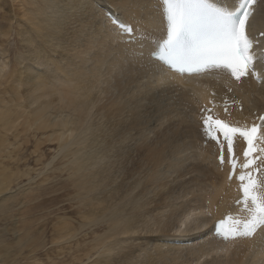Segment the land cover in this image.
<instances>
[{"label":"bare ground","instance_id":"obj_1","mask_svg":"<svg viewBox=\"0 0 264 264\" xmlns=\"http://www.w3.org/2000/svg\"><path fill=\"white\" fill-rule=\"evenodd\" d=\"M235 1L211 0L223 8H232ZM27 4L29 17L25 19L26 29L22 34L26 38H21L23 51L17 50L18 60L11 69L15 74L4 76L6 71L0 68V81L9 80L7 91L16 95L14 101L11 99L0 109V130L4 133L0 137V158L4 157L1 156L4 145L9 144L7 133L15 126H22L25 133L31 128L35 133L51 132L44 141L59 144L61 157L49 158L45 167L41 163L46 171L60 173L56 162H61L67 172L66 184L75 192L73 216L60 215L55 226L53 243L69 244L70 260L64 256L58 262L257 264L258 260H264L261 229L251 241L222 243L211 236L214 220L231 212L237 193L234 183L227 182L226 174L216 167L212 147L197 146L203 141L198 119L208 98L225 93L221 84L227 78L221 72L199 77L180 76L150 59V52L163 37L161 7L156 1L27 0ZM105 12H112L118 20L131 25L132 37L112 26ZM14 14L9 13L7 22L21 20ZM247 30L251 35L264 32V12L259 8L254 11ZM3 32L8 34L9 29ZM137 36L143 39L137 40ZM126 39L131 42L126 43ZM50 54L61 59V63L53 62ZM47 63L50 71L45 70ZM261 78L264 85V72ZM228 85L243 107L240 114L232 112V120L248 126L251 113L256 108H264V92L250 79L241 81L239 87ZM185 86L191 91L179 88ZM113 91L118 94L111 99ZM167 92H176L175 103L185 106L188 115H193V125L181 133L162 135L156 144H165L163 147L156 148L154 143L147 142L135 144L138 146L135 149L126 148L127 140L138 142L144 125L149 127V117L142 121L138 118L139 112L150 106L160 111L163 101L157 98ZM103 95L110 99L103 101ZM122 98H126L125 102H121ZM169 112L166 108L157 114ZM124 114L128 118L124 119ZM14 133L17 134L15 130ZM186 138L198 141L190 145L179 142ZM37 147L31 154H37ZM185 147L188 151L195 149L194 155L187 159L189 162L180 157ZM14 151L17 154L10 156L14 167L0 163V195L8 192L14 181L31 174L29 167L20 168L19 151ZM37 157L36 163L41 162L40 156ZM167 172L177 176L166 175ZM169 178L174 183L166 180ZM27 200L24 202L29 203ZM16 201L12 196L3 199L0 213ZM27 207L31 209L27 208L26 214L38 208ZM32 223L27 221L22 225L24 233L15 245L19 252L35 246L37 240L41 245L45 243L32 232ZM4 247L0 245V259L2 264H8L13 255L10 246Z\"/></svg>","mask_w":264,"mask_h":264},{"label":"rangeland","instance_id":"obj_2","mask_svg":"<svg viewBox=\"0 0 264 264\" xmlns=\"http://www.w3.org/2000/svg\"><path fill=\"white\" fill-rule=\"evenodd\" d=\"M101 5L104 6V5H106V3H104V4L102 3ZM0 9H1L0 10V16H1L0 17V33H1L0 34V64L1 65L3 64L2 66H0V68L2 70L5 69L6 72H5L4 76L8 75L9 73L14 75L15 71L12 72L11 69L14 68V65L17 63V60H18V51L17 50L23 51L22 50L23 44L21 43V38L22 37L26 38V35H22V34L26 29L25 28V24H26L25 19L27 17H29L27 14L29 6L27 4V0H13V1H11V0H0ZM10 12H12L13 14L15 13L17 15V18H21L22 21L18 19L15 22L14 21L11 23L7 22V19L9 18ZM7 29H9V33L5 34L3 31H5ZM49 58L55 63H61V59H58L56 57V55L50 54ZM4 62L6 64H4ZM46 65H47V67L45 68V70L50 71V66L48 65V63ZM36 69H38V68H36ZM37 73H39V72H37ZM8 82H9V80H7V79L0 81V109L1 110H3L4 104H9V102H11V99H12V101H14L16 99L15 94H13L12 92L8 93V91H7V87H8L7 83ZM154 84H155V81L152 80V85H154ZM260 87L261 88H259V87L258 88L256 87V88L258 90H260V92H264V85L262 83H261ZM179 88H181L184 92H186L188 90L191 91V89L187 88L186 86L185 87H179ZM257 92L254 93L255 96H256ZM117 94H118L117 91H113V95L111 96V99H113L114 96ZM176 95H177L176 92H170V93L167 92V94L166 93L163 94V97L157 98V101H160V102L163 101L161 104L160 111H159V108L150 106V107L143 109L142 111L139 112L138 118L140 120L144 121L147 117H149L150 122H149V125H147L149 127L146 128L145 127L146 125H144L142 132L139 134L138 138H140V140L138 142L133 141V140H127L125 142L126 148L128 147L131 149H135V147H138V146H135V144L144 145L147 142L154 143L155 144L154 147H156V148L157 147L159 148L162 145L165 146V144H162V145H160L158 143L156 144V141L159 142L161 137H163L162 135H165V137H166V135L170 136L171 134H173L175 132L181 133L183 129L186 130V128L193 125V122H192V119H194L193 115L190 114L191 116H189L187 113V108L185 106H182L181 104L175 103L174 98L177 97ZM103 97H105V95H103ZM109 97L106 96L103 101H105L106 99H110ZM168 98H169V100H168ZM117 100H120V99H117ZM125 100H126V98H122L121 102H125ZM106 101H108V100H106ZM63 102H67V100H65V101L63 100ZM143 103L147 104V101H144ZM157 103L158 102H156L155 104L157 105ZM165 107L167 108V112H169L171 110L169 112V114H167V115L163 114L164 116L162 114H157L159 112L166 111ZM148 109H151V110H148ZM178 111H180V112H178ZM144 113H145V115H144ZM150 115H151V117H150ZM152 116H157V118L153 119ZM173 117H174V119H171ZM123 118L124 119L128 118V115L124 114ZM156 120H158V121H156ZM184 120H186V122ZM163 122H165V123L161 127V124ZM178 125H180V126H178ZM164 126H166L167 128ZM184 126H185V128H184ZM181 127H183V128H181ZM170 129H172V130L170 131ZM14 130L18 135L14 133ZM14 130L11 133H9V132L7 133L8 139H6V140H7V142L9 141L8 142L9 144H5L6 147L4 145V148H3L4 150L1 152L2 153L1 156L4 155V157L2 156L0 158V163L3 164L5 167H9L8 164L11 165L12 161H13V160L11 161L10 156L16 155L17 152L15 153L14 150L17 149L19 151V155H18V157H19L18 162L19 163L18 164L20 165V168L24 169L25 167H29V169L31 170L30 171L31 174H29L28 177L14 181L10 185L11 186L10 190L8 192L6 191L4 194L0 195V203L3 199L11 198V196H12V199H17V201L14 202L12 204V206H8L6 208V210L1 211V213H0V245H1V247L5 246L4 248H8L10 246L9 248H10L11 254L13 256H12V260L8 264H60L59 262L64 256H66V259L70 260L69 256L67 255V254H69L68 247H67L69 244L66 246H63L60 243H58V244L53 243L54 239H56V237H55L56 236V234H55L56 227L55 226L59 222L60 215H64L66 218H70L73 216L72 214H73V211H75V210H74V207L72 206V203H73L72 198L75 196V192H74V189H72V187L69 184H66L67 172L61 167V164H62L61 162H59V161L56 162V166H60V168H59V170H61L60 173H58L56 171H53L51 173L49 170L46 171L47 168H44L45 165L51 160L49 158H54L57 155H58L57 156L58 158L61 157L62 154H59V153H61V151L58 148L59 144H56V142H54V141H52V142L44 141V139H46L49 135H51L50 134L51 132H46V133L45 132L44 133L43 132H37V133H35L31 128V129H29L28 132L25 133L22 126L21 127L15 126ZM151 130H153V131L151 132ZM1 131L2 130H0V137H2L4 135V133H2ZM12 133H14V134H12ZM185 134H186V131H185ZM156 135H158V137H156ZM151 136H152V138H151ZM145 137L147 139H145ZM158 139H159V141H158ZM195 141H198V140L186 138V139H181L179 142H182V143L184 142L186 145H188V144L190 145L191 143H194ZM12 142H13V144H12ZM182 143H180V145H182ZM10 145H12V146H10ZM37 145H38L37 154H31L34 152L33 148L36 149ZM9 146H10V148H9ZM197 146H199L200 148H205V146H202V145L197 144ZM7 147H8V150H7ZM170 147L172 149H174L172 143L170 144ZM58 149H59V153H58ZM4 151H5L6 155L4 154ZM194 151H195L194 148H189V151H188V150H186V147H185V149L183 151L184 153L182 152L180 157H182L185 162H189L187 159L191 155L192 156L194 155V153H195ZM196 151L201 152L200 149H197ZM37 156H40L41 162H39V163H36V160L39 159V157H37ZM25 159L27 160L26 162H24ZM8 160H10V161H8ZM41 163H43L42 165L44 167H42ZM12 166L14 167L15 164H12ZM44 169H45V171H44ZM32 171H33V174H32ZM167 174L169 176H172V175L174 177L177 176L176 174L171 173V172H167L166 175ZM46 178H48L50 180L46 181ZM166 180L174 183L171 180V178L166 179ZM189 197L190 196H188V198ZM28 198H30L31 202H29ZM25 200H27L29 203L24 202ZM68 202H70V203H68ZM63 204H65V205H63ZM28 205L33 207V208H35V207H38V208H36V210H34L32 213L26 214V210H27V208H29V207H27ZM29 209H31V208H29ZM4 212H6V213H4ZM22 214L26 215L27 218L24 217V215H22ZM3 215H4V217H3ZM20 215H22V216H20ZM22 220H24V221H22ZM5 221H6V223H5ZM27 221H33L32 225H31L32 232L34 233V235L36 237H42L45 240V243L43 245H41L40 241L37 240V242H36L37 245L35 244V246H32L31 248H29V246H28L27 248H24L23 250H21L19 252L16 250L15 245H16V242L22 237V235H23L22 233H24V231L22 229V225L24 223H27ZM42 222H44V223H42ZM18 228L22 229V230L18 231L19 230ZM15 231H18L19 233L18 232L14 233ZM127 242H129V240ZM61 248L64 251H62ZM71 252H73V250ZM63 253H64V255H63ZM95 256L96 255H94L91 258V260L94 259ZM86 262L89 263L90 261H85L84 264H87ZM0 264H2L1 259H0ZM70 264H72V263H70ZM73 264H75V262H73ZM257 264H264V260H258Z\"/></svg>","mask_w":264,"mask_h":264},{"label":"snow or ice","instance_id":"obj_3","mask_svg":"<svg viewBox=\"0 0 264 264\" xmlns=\"http://www.w3.org/2000/svg\"><path fill=\"white\" fill-rule=\"evenodd\" d=\"M163 6L168 21L165 51L171 69L181 74L222 69L240 81L257 72L258 60L264 62V39L247 30L254 11L259 8L264 12V0H259V5L257 0H239L234 10L218 7L211 0H163ZM202 22L207 23L208 30L202 34L199 46L194 51L188 50L189 35ZM259 35L264 38V32ZM259 119L261 123L251 127L233 126L215 118L211 108L201 109L204 136L219 147L222 164L226 148L233 172L237 169L236 141L242 139L247 145L236 179L242 193L238 203L244 205L249 215L245 219L229 216L215 225V235L224 241L251 238L257 229L264 231V116Z\"/></svg>","mask_w":264,"mask_h":264}]
</instances>
